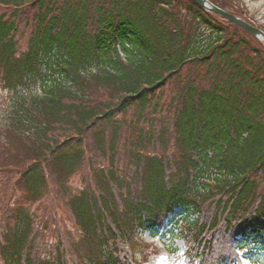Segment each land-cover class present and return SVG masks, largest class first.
Returning <instances> with one entry per match:
<instances>
[{"label":"trees","instance_id":"obj_1","mask_svg":"<svg viewBox=\"0 0 264 264\" xmlns=\"http://www.w3.org/2000/svg\"><path fill=\"white\" fill-rule=\"evenodd\" d=\"M0 87V264H137L169 227L189 264H263L248 31L193 0H0Z\"/></svg>","mask_w":264,"mask_h":264},{"label":"rangeland","instance_id":"obj_2","mask_svg":"<svg viewBox=\"0 0 264 264\" xmlns=\"http://www.w3.org/2000/svg\"><path fill=\"white\" fill-rule=\"evenodd\" d=\"M217 1L223 5H227V10L231 12L236 10L241 14L237 15L242 19L248 20L256 27L264 30V0ZM11 98V91H7L0 87V119L1 115H3L9 108ZM71 180L75 187L79 188L81 186L82 180L80 175L74 176ZM62 216L65 217L64 219L67 222L66 215L62 213ZM175 230L176 236H173L170 227L169 229L159 232L157 235H154L151 231L144 233L143 239L145 246L142 245L137 247V249H130L133 255H135L134 257L136 258L137 264H189L186 251L184 249L185 240H183L181 236L179 237L181 229L179 227H175ZM246 264L253 263L247 261Z\"/></svg>","mask_w":264,"mask_h":264},{"label":"water","instance_id":"obj_3","mask_svg":"<svg viewBox=\"0 0 264 264\" xmlns=\"http://www.w3.org/2000/svg\"><path fill=\"white\" fill-rule=\"evenodd\" d=\"M191 1V0H190ZM197 5H199L201 8L210 11L215 12L219 16H221L224 20L231 22L235 26H239L245 31H248L250 34H252L255 38L264 41V30H261L259 27H256L254 24L249 22L248 20L242 19L240 16H238L236 13H232L226 9H222L218 5H216L211 0H193Z\"/></svg>","mask_w":264,"mask_h":264}]
</instances>
